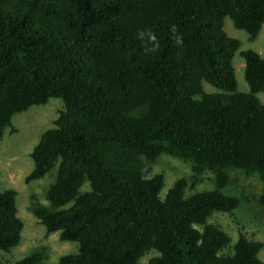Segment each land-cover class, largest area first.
<instances>
[{
    "label": "trees",
    "instance_id": "16d2710c",
    "mask_svg": "<svg viewBox=\"0 0 264 264\" xmlns=\"http://www.w3.org/2000/svg\"><path fill=\"white\" fill-rule=\"evenodd\" d=\"M225 17L254 40L264 0H0V137L13 114L62 102L25 178L55 168L48 205L32 213L46 233L77 243L56 264H137L150 250L147 264H264L262 242L240 231L228 246L207 222L239 206L221 192L229 170L264 180V52H239L248 91H238L239 41ZM204 82L220 91L204 92ZM161 154L211 171L214 188L185 196L179 178L161 198L163 175L151 174ZM21 228L15 191H0L1 251Z\"/></svg>",
    "mask_w": 264,
    "mask_h": 264
},
{
    "label": "rangeland",
    "instance_id": "374dc122",
    "mask_svg": "<svg viewBox=\"0 0 264 264\" xmlns=\"http://www.w3.org/2000/svg\"><path fill=\"white\" fill-rule=\"evenodd\" d=\"M223 30L229 37L239 41V47L232 57V66L236 89L247 92L248 86L243 78V59L239 52L252 50L260 55L263 54L264 23L255 39L251 41L248 40L244 30L233 27L228 17L223 19ZM203 90L204 92L220 91L205 82ZM257 96L264 102V91L259 92ZM195 98L198 96L196 95ZM61 108L62 102L58 98H49L42 105H31L26 110L12 115L11 127L5 128L0 137V191L5 189L15 191L16 215L22 222L18 244L7 252L0 250V261L3 264H12L35 251H42L45 255L40 264H56L61 255L77 251V243L59 240L58 232L46 233L43 225L32 213L33 205H48L45 192L54 180L55 168L42 178L28 182L25 180L33 168V161L30 158L32 147L37 143L42 132L52 127ZM191 165L189 161L164 154L155 159L151 164V174L163 175V184L159 191L161 198L179 178H186L185 196L214 188L213 173L209 170L194 171ZM229 176L230 183L222 188L221 192L238 197L239 206L231 213L214 212L207 222L220 226L228 234V246L236 241L240 231L247 239L262 242L263 247L258 252V257L264 262V180H260L255 173L244 174L239 170H229ZM85 184L80 190L87 187V183ZM157 254L155 250H150L138 259L137 264H147L150 257Z\"/></svg>",
    "mask_w": 264,
    "mask_h": 264
},
{
    "label": "clouds",
    "instance_id": "9594fccd",
    "mask_svg": "<svg viewBox=\"0 0 264 264\" xmlns=\"http://www.w3.org/2000/svg\"><path fill=\"white\" fill-rule=\"evenodd\" d=\"M140 36L143 37L144 36V33H140Z\"/></svg>",
    "mask_w": 264,
    "mask_h": 264
}]
</instances>
